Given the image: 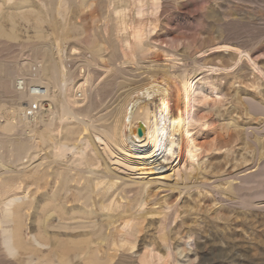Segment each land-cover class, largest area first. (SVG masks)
<instances>
[{
  "label": "rangeland",
  "instance_id": "rangeland-1",
  "mask_svg": "<svg viewBox=\"0 0 264 264\" xmlns=\"http://www.w3.org/2000/svg\"><path fill=\"white\" fill-rule=\"evenodd\" d=\"M63 1L65 7H81L78 15L69 16L81 34L63 45L62 58L67 68L62 74H73V78L51 89L56 101H65L75 92L78 106L82 107L86 100L77 87L85 84L88 96L95 88L101 90L106 79L115 74L120 81L126 78L139 82L149 73H157L155 79L163 80L169 88L170 113L180 102L181 78L191 90L186 131L166 137L163 151L155 157L147 142L136 146L127 142L125 159L119 158L123 164L110 165L116 185L110 188L111 182H105L90 194L94 203L90 210L100 217L95 226L99 228L104 214L115 219L109 228L103 227L111 245L97 247L98 256L111 258L112 264H264V203L249 206L234 191L235 185H240L236 177L249 176L259 157L247 143L246 130L254 131L251 136H260L264 143V0ZM1 2L4 11L11 4H44L42 0H3L5 6ZM26 28L20 29L22 36L17 43L0 38V77L7 70L13 72L9 92L4 91L0 81L2 125L7 121L1 116L7 117L17 106L13 105V98L20 93L16 83L26 82L40 72L45 61H35L33 56L48 50L50 45V31L45 29L44 39L39 41ZM97 49L98 57H93L91 50ZM160 70H166V77ZM40 87L45 91L44 86ZM158 100L157 96H140L139 104L159 113ZM249 102L262 112L254 113ZM40 112L42 121L52 120L59 125L55 114L46 108ZM165 116L163 123L168 124ZM58 131L53 136L61 139V130ZM229 137L234 141L226 145ZM169 140L176 144L171 152L165 149ZM187 143H197L201 148L198 157L187 158ZM81 146L85 147L84 141ZM85 152L93 156L90 148ZM40 156L47 157L46 151ZM40 156L31 162L23 159L18 171L33 169L41 163L44 165L39 170L47 169L46 161L50 158L43 160ZM79 157V148H73L60 159V166L72 169L73 161ZM97 163L99 168H93L102 171V158ZM82 169L90 175L89 166ZM100 193L105 195L107 209L98 207ZM66 208L78 210L80 205L69 203ZM22 213L23 237L35 239L33 210L23 209ZM125 215H130L128 225L119 218ZM5 227L10 229V223L1 225ZM51 231L59 232L60 238L66 237V231ZM130 246L135 248L130 250ZM40 250L46 254L48 248ZM26 258L20 255L18 261L10 260L0 252V264H23ZM59 258L54 256L55 264L86 262L84 256L62 262Z\"/></svg>",
  "mask_w": 264,
  "mask_h": 264
},
{
  "label": "bare ground",
  "instance_id": "bare-ground-1",
  "mask_svg": "<svg viewBox=\"0 0 264 264\" xmlns=\"http://www.w3.org/2000/svg\"><path fill=\"white\" fill-rule=\"evenodd\" d=\"M42 1L44 2L42 6L36 3V6L31 5L30 2L31 4L8 5L7 11L0 7V38L7 42H19L22 36L20 29L23 26H26L27 30L30 28V31L35 34L34 39L39 41L44 39L45 29L46 32L50 31L48 50L36 52L33 56L35 61L43 59L45 64L40 72L34 76L31 75L26 82L16 83L20 93H18L19 96L15 94L17 97L13 98V105L17 106L12 108L7 117L1 116L7 122L4 125L0 124V202L13 199L15 205L11 215L0 220V228L2 224L10 223V230L19 245V253L15 261L19 260L20 255L26 256L23 264H55L53 261L55 255L60 257L61 262L71 257L76 259L84 256L86 258L84 264H112L111 258L98 256L97 247L101 248L103 244L111 245V238L104 232L103 227L109 228L115 219L109 214H104L99 228L96 227L95 222L99 216L90 210L89 206L94 204L90 194L95 193L98 186L105 182H111L108 186L110 188L116 185L117 182H113L116 177L110 172V165L113 162L123 164L119 158L122 156L125 159L123 154L127 152V142L133 146L147 142L154 151L152 156L155 157L163 151V140L166 137L173 138L186 131L191 90L186 87V80L181 78L182 88L178 93L180 102L176 110L170 113L169 88L163 80L158 82L159 80L155 79L157 73H149L146 79L139 82L129 81L126 78L120 81L115 74L106 79L101 90L95 88L88 96L85 93V84L79 85L77 90L82 91L84 101L86 100L82 107L78 106L75 92L68 93L65 101H56L50 94L51 89L62 81L69 82L73 78V74L63 75L67 63L62 58V48L66 42L76 39L81 34V29L73 26L69 19V16L78 15L81 7H65L66 3L63 0ZM83 4L85 1L82 6ZM73 50L77 51L75 48ZM97 50H91L93 57H98L99 49ZM55 56L58 57L57 60ZM91 61L86 64L88 67ZM159 73L163 76L167 74L166 70H160ZM12 79L13 72L8 70L0 77L5 92H9ZM40 86H44L45 91L41 90ZM124 89L127 90L118 97V93ZM140 96H157L160 112L150 111L149 107L140 105ZM249 104L254 113L264 110L262 108L260 110L252 102ZM42 108H46L50 114H55V120L60 122L59 125L52 120L42 121L43 117L40 115ZM97 115L100 117L96 118ZM165 115H167L168 124L163 123ZM70 120H76V122L70 123ZM96 123L100 125L96 126ZM140 125L144 126L142 136L138 134ZM55 130L57 132L61 130V139L53 136ZM252 133L246 130L247 143H250L254 151L258 152L259 157L255 159V166H253L255 169L249 176L236 177L240 185H235L234 191L237 198H240L244 204L254 207L264 203V156L262 155L264 143L260 136L253 138ZM229 138L226 145L234 141L232 137ZM83 141L85 147L80 148V143ZM224 145L225 143L222 146ZM175 146V141L169 140L165 149L171 152ZM73 148L80 150V157L73 161L74 168L71 169L68 165L62 168L60 159ZM88 148L91 149L93 156L86 155L85 151ZM99 148H102V151ZM42 151H46L47 157L40 156ZM199 151L201 148L197 143H187L185 149L187 158L198 157ZM38 156L43 160L50 158L46 161L47 169L39 170L44 165L41 163L33 169L18 171L23 159L31 162ZM101 158L103 170L97 171L93 167L98 166L97 161ZM86 165L90 168V175H86L82 169ZM72 170L75 173H71ZM19 192L23 194L22 197H19ZM40 193V199L35 200ZM103 194L100 193L102 199L98 202V207L107 209ZM257 201L262 202L256 203ZM69 203H79L80 208L68 210L66 205ZM23 209H27L28 212L33 210L36 223L35 239L25 240L23 237L25 227ZM129 217L130 215H125L119 218L124 225H128ZM54 229L66 231L65 234L63 233L66 237L60 238L59 232L51 231ZM37 246L47 247V253H42ZM134 248L135 246H130L129 249Z\"/></svg>",
  "mask_w": 264,
  "mask_h": 264
},
{
  "label": "clouds",
  "instance_id": "clouds-1",
  "mask_svg": "<svg viewBox=\"0 0 264 264\" xmlns=\"http://www.w3.org/2000/svg\"><path fill=\"white\" fill-rule=\"evenodd\" d=\"M14 205L15 200L13 199L0 202V220L11 215ZM0 252L10 260H15L18 256L19 245L14 234L8 228H0Z\"/></svg>",
  "mask_w": 264,
  "mask_h": 264
},
{
  "label": "water",
  "instance_id": "water-1",
  "mask_svg": "<svg viewBox=\"0 0 264 264\" xmlns=\"http://www.w3.org/2000/svg\"><path fill=\"white\" fill-rule=\"evenodd\" d=\"M143 133H144V126L140 125L139 128H138V134H139V136H142Z\"/></svg>",
  "mask_w": 264,
  "mask_h": 264
}]
</instances>
